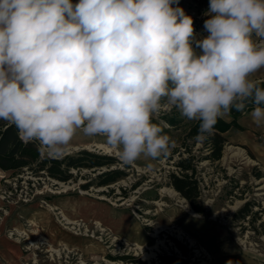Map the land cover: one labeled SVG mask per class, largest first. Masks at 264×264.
I'll return each instance as SVG.
<instances>
[{
	"label": "clouds",
	"instance_id": "obj_1",
	"mask_svg": "<svg viewBox=\"0 0 264 264\" xmlns=\"http://www.w3.org/2000/svg\"><path fill=\"white\" fill-rule=\"evenodd\" d=\"M205 15L196 39L179 0H0V120L52 158L78 130L102 136L128 165L174 146L165 107L199 121L197 142L249 104L264 125V0Z\"/></svg>",
	"mask_w": 264,
	"mask_h": 264
},
{
	"label": "rangeland",
	"instance_id": "obj_2",
	"mask_svg": "<svg viewBox=\"0 0 264 264\" xmlns=\"http://www.w3.org/2000/svg\"><path fill=\"white\" fill-rule=\"evenodd\" d=\"M179 7L192 18L195 38L207 36L209 0H179ZM258 74L264 76V70ZM250 113L240 119L243 131L227 135L223 158L215 163L203 159L209 153L204 141L186 139L196 121L165 107L155 121L174 143L166 156L128 165L116 149L105 153L91 147L119 159L127 173L109 186H98L96 179L106 167L73 170L77 179L67 183L30 170L18 175L0 170V264H264V177H256L258 171L264 174V125L257 126ZM165 114L177 117L179 125L170 126ZM95 142L107 145L104 137L78 130L56 158ZM230 147L243 150L252 162L226 160ZM186 149L197 158L204 214L169 184V173L178 172L176 162L189 156ZM89 181L92 185L82 188ZM247 200H255L253 210L262 217L255 228L233 219Z\"/></svg>",
	"mask_w": 264,
	"mask_h": 264
},
{
	"label": "trees",
	"instance_id": "obj_3",
	"mask_svg": "<svg viewBox=\"0 0 264 264\" xmlns=\"http://www.w3.org/2000/svg\"><path fill=\"white\" fill-rule=\"evenodd\" d=\"M196 22L197 19H196ZM196 28V26H195ZM194 28V29H195ZM264 85V80H261ZM252 111V105H247L242 110L233 109L230 112L231 121L218 119L214 128V133L204 140L205 148L208 149V154L203 156V159L211 162H219L223 158L224 148L227 144V137L224 135L230 129L243 131L244 127L240 125L239 120L245 114ZM163 119L173 127L179 125L180 120L175 116L164 115ZM154 122L158 123V121ZM159 124V123H158ZM199 129V121H196L189 127L186 133V139L196 142L194 137L197 135ZM189 156L181 157L176 162L178 172H171L168 175L169 184L180 193L192 206V208L199 214L206 212L204 205L199 201L201 190L197 178V158L192 154V149H186ZM181 154V153H180ZM120 161L116 157L95 153L83 149L76 154H66L60 158H52L43 152L36 143H24L19 135L18 130L7 121L0 120V170L18 175L24 170H30L33 174L46 175L52 179L67 183L75 181L77 173L84 169H103L97 175L98 186H109L118 182L127 176L126 171L120 168ZM258 179L264 177L261 171L256 173ZM92 185V181L82 185V188L88 189ZM138 186V183L133 187ZM257 204L255 200H247L233 215V219L237 221H246L255 226V223L262 219L258 211H254L253 207ZM264 228V221L261 222ZM255 228V227H254ZM121 259H128V257H120Z\"/></svg>",
	"mask_w": 264,
	"mask_h": 264
},
{
	"label": "bare ground",
	"instance_id": "obj_4",
	"mask_svg": "<svg viewBox=\"0 0 264 264\" xmlns=\"http://www.w3.org/2000/svg\"><path fill=\"white\" fill-rule=\"evenodd\" d=\"M93 146H96V148H99V149H103L105 153H112L115 150V149H113V148H111V147H109L107 145H104V144H101V143H96V142L93 143V144L85 145L84 148L91 149V147H93ZM234 157H239V158H241V159H243V160H245L247 162H252V160L245 154V152L243 150L238 149V148H233V147L228 148L225 159L229 160L230 158L232 159ZM172 192H174V191H172ZM65 219L68 220L69 223H71V224L75 223L73 221H70L67 218H65ZM76 225H78V223H76ZM182 236H183V233L180 232V238ZM42 240L45 241L46 238L43 237ZM50 250L53 251L54 253H59L58 249L51 248ZM145 257H153V256L150 255V254H146Z\"/></svg>",
	"mask_w": 264,
	"mask_h": 264
},
{
	"label": "crops",
	"instance_id": "obj_5",
	"mask_svg": "<svg viewBox=\"0 0 264 264\" xmlns=\"http://www.w3.org/2000/svg\"><path fill=\"white\" fill-rule=\"evenodd\" d=\"M254 78H255V79H258V80H260V81H261V80H264V76H261V75H259L258 73L256 74V76H255ZM241 118H242V117H241ZM241 118H240V119H241ZM222 119H224L225 121H228V122L232 120V118H231V116H230L229 114L226 115V116H224ZM239 123H240L241 126H244L243 123H241L240 120H239ZM234 131H238V130L230 129V130H229L227 133H225L224 135L227 137L228 134H230V133H232V132H234ZM54 234H55V235H54ZM53 236L56 237V232H55V231L53 232Z\"/></svg>",
	"mask_w": 264,
	"mask_h": 264
},
{
	"label": "built area",
	"instance_id": "obj_6",
	"mask_svg": "<svg viewBox=\"0 0 264 264\" xmlns=\"http://www.w3.org/2000/svg\"><path fill=\"white\" fill-rule=\"evenodd\" d=\"M76 2H78V0H73V3H76Z\"/></svg>",
	"mask_w": 264,
	"mask_h": 264
},
{
	"label": "water",
	"instance_id": "obj_7",
	"mask_svg": "<svg viewBox=\"0 0 264 264\" xmlns=\"http://www.w3.org/2000/svg\"><path fill=\"white\" fill-rule=\"evenodd\" d=\"M86 150L92 151V150H90V149H86ZM67 154H68V153H67Z\"/></svg>",
	"mask_w": 264,
	"mask_h": 264
}]
</instances>
